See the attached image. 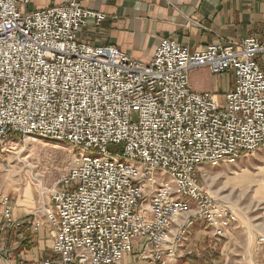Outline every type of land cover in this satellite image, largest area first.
<instances>
[{
  "label": "built area",
  "instance_id": "2783aa9c",
  "mask_svg": "<svg viewBox=\"0 0 264 264\" xmlns=\"http://www.w3.org/2000/svg\"><path fill=\"white\" fill-rule=\"evenodd\" d=\"M0 0V163L8 139L40 137L75 154L50 204L24 218L0 195V238L46 223L56 259L0 264H178L195 226L225 239L233 210L199 182L203 164L235 165L264 148V45L254 37L192 51L161 41L150 64L79 41L107 16L78 0L42 11ZM232 75L220 101L193 71Z\"/></svg>",
  "mask_w": 264,
  "mask_h": 264
},
{
  "label": "rangeland",
  "instance_id": "374dc122",
  "mask_svg": "<svg viewBox=\"0 0 264 264\" xmlns=\"http://www.w3.org/2000/svg\"><path fill=\"white\" fill-rule=\"evenodd\" d=\"M5 149L0 163V195L12 199L14 217L20 219L50 204V195L70 168L75 152L66 143L40 137H12ZM245 169L251 171L255 183L264 180V148L242 157L235 165L200 166L198 179L202 187L229 206L238 222L225 239L213 237L205 226H195L178 264H264V201L254 196L258 186L241 190L229 181ZM27 188L33 195L31 206L25 204ZM52 247L45 222L36 235L27 230L22 236L6 232L0 238L3 255L12 262L56 259ZM128 256L133 264H154L139 261L136 252Z\"/></svg>",
  "mask_w": 264,
  "mask_h": 264
},
{
  "label": "crops",
  "instance_id": "0c3cea01",
  "mask_svg": "<svg viewBox=\"0 0 264 264\" xmlns=\"http://www.w3.org/2000/svg\"><path fill=\"white\" fill-rule=\"evenodd\" d=\"M72 1L31 0L28 10L42 11ZM78 1L83 8L107 16L100 27L90 22L83 28L79 41L94 46H115L143 64L152 62L164 39H173L192 51L251 37L264 45V0ZM259 64L264 71V53ZM190 86L196 93L214 94L223 101L233 89L234 77H215L207 69H201L191 72ZM123 264H133V258L126 256Z\"/></svg>",
  "mask_w": 264,
  "mask_h": 264
},
{
  "label": "bare ground",
  "instance_id": "6f19581e",
  "mask_svg": "<svg viewBox=\"0 0 264 264\" xmlns=\"http://www.w3.org/2000/svg\"><path fill=\"white\" fill-rule=\"evenodd\" d=\"M230 183L235 185L236 188L241 189V190H246L252 187L253 185L258 186V188L255 190V198L257 200H263L264 201V180L261 182L255 183L251 171L248 169H245L242 172L235 173L231 178H229ZM18 191V189H16ZM25 204L27 206H31V201L33 200V195L31 193V190L27 188L26 194H25ZM226 198V197H225ZM224 197L222 200H227L228 198L225 199Z\"/></svg>",
  "mask_w": 264,
  "mask_h": 264
}]
</instances>
